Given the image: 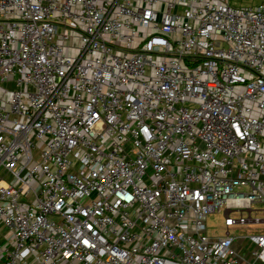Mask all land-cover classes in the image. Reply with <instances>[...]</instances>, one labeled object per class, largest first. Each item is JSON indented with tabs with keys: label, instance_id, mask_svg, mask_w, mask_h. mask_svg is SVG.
<instances>
[{
	"label": "built area",
	"instance_id": "1",
	"mask_svg": "<svg viewBox=\"0 0 264 264\" xmlns=\"http://www.w3.org/2000/svg\"><path fill=\"white\" fill-rule=\"evenodd\" d=\"M0 224V264H264V0H0Z\"/></svg>",
	"mask_w": 264,
	"mask_h": 264
},
{
	"label": "rangeland",
	"instance_id": "2",
	"mask_svg": "<svg viewBox=\"0 0 264 264\" xmlns=\"http://www.w3.org/2000/svg\"><path fill=\"white\" fill-rule=\"evenodd\" d=\"M235 5H257L259 0H231ZM8 91H13L16 89V85L14 83H8L5 87ZM31 90V89H30ZM199 148H204V144L200 143ZM9 181V178L7 179ZM207 226H208V235L210 236H219L223 234V227H222V216L221 215H211L207 219ZM264 233V229H261ZM246 233H253L251 229L248 231L243 230L242 232ZM241 233V232H240ZM239 234V232H238ZM9 232L0 224V248H4L9 243Z\"/></svg>",
	"mask_w": 264,
	"mask_h": 264
},
{
	"label": "crops",
	"instance_id": "3",
	"mask_svg": "<svg viewBox=\"0 0 264 264\" xmlns=\"http://www.w3.org/2000/svg\"><path fill=\"white\" fill-rule=\"evenodd\" d=\"M10 235V234H9ZM10 237V236H9Z\"/></svg>",
	"mask_w": 264,
	"mask_h": 264
}]
</instances>
